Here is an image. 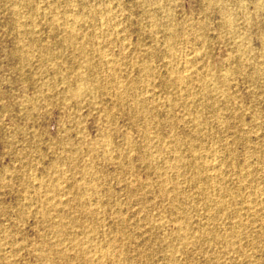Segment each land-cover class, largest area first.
<instances>
[{
    "label": "rangeland",
    "instance_id": "rangeland-1",
    "mask_svg": "<svg viewBox=\"0 0 264 264\" xmlns=\"http://www.w3.org/2000/svg\"><path fill=\"white\" fill-rule=\"evenodd\" d=\"M0 264H264V0H0Z\"/></svg>",
    "mask_w": 264,
    "mask_h": 264
},
{
    "label": "bare ground",
    "instance_id": "bare-ground-1",
    "mask_svg": "<svg viewBox=\"0 0 264 264\" xmlns=\"http://www.w3.org/2000/svg\"><path fill=\"white\" fill-rule=\"evenodd\" d=\"M82 90V89H81ZM80 90V91H81ZM78 93H79V90H75V89H72V90H70V95L71 96H77L78 95ZM165 182V180H163V182L162 183H164ZM162 192H164L165 193V190L162 188ZM173 201H174V199H173ZM102 258V257H101Z\"/></svg>",
    "mask_w": 264,
    "mask_h": 264
}]
</instances>
